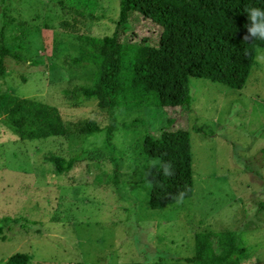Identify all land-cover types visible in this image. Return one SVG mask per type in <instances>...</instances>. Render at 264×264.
Returning a JSON list of instances; mask_svg holds the SVG:
<instances>
[{"label":"rangeland","instance_id":"374dc122","mask_svg":"<svg viewBox=\"0 0 264 264\" xmlns=\"http://www.w3.org/2000/svg\"><path fill=\"white\" fill-rule=\"evenodd\" d=\"M118 9V0H96L82 15L56 0H0L8 44H22L21 60L4 59L3 91L56 107L70 127L86 119L105 126L96 99L73 106L63 95L91 77L90 65H71L65 56L92 54L59 23L75 21L80 32L109 35ZM126 32L158 39L151 25ZM188 87V105L116 109L113 152L99 133L21 140L0 116V219L27 218L26 228L3 222L0 264H190L193 233L219 229L234 230L247 247L237 264H264V49L254 48L241 89L197 77H188ZM164 126L188 131L193 193L149 209V186L139 183L147 162L141 139ZM48 152L78 155V161L57 173L44 159ZM15 253L26 260L9 263Z\"/></svg>","mask_w":264,"mask_h":264},{"label":"trees","instance_id":"16d2710c","mask_svg":"<svg viewBox=\"0 0 264 264\" xmlns=\"http://www.w3.org/2000/svg\"><path fill=\"white\" fill-rule=\"evenodd\" d=\"M56 2L62 9H72L80 15L83 9L96 5V0ZM118 3L117 21L109 35L98 37L80 32L75 21L59 23L64 33L92 54L65 56L71 65H90L91 77L89 83L64 89L63 95L73 106L81 98L96 99L97 107L107 115V124L99 127L94 120L86 119L70 127L56 107L6 94L0 83L1 120L19 139L99 133L103 145L113 152L111 136L119 126L116 109L188 105L191 100L188 77L241 89L254 64V48L264 49V41L243 39L247 22L243 11L249 5H264V0H118ZM130 25H151L157 41L151 42L147 35L127 33ZM5 27L1 22L0 81L5 74L4 59L21 60L22 44L9 45ZM140 153L147 160L139 183L149 186L146 199L149 209H159L192 195L190 140L185 128L164 126L157 136L145 132ZM44 159L53 165L55 172L67 173L75 166L78 155L65 158L48 152ZM259 208L264 210V200L259 202ZM4 221L26 228L27 218L1 217L0 232ZM246 256L247 247L234 230H198L193 233V254L187 261L237 264ZM26 258L23 253H15L8 262L20 263Z\"/></svg>","mask_w":264,"mask_h":264},{"label":"clouds","instance_id":"9594fccd","mask_svg":"<svg viewBox=\"0 0 264 264\" xmlns=\"http://www.w3.org/2000/svg\"><path fill=\"white\" fill-rule=\"evenodd\" d=\"M243 12L247 21L244 24L246 33L243 39L245 41H264V5H249ZM165 172H168L167 165H165Z\"/></svg>","mask_w":264,"mask_h":264}]
</instances>
